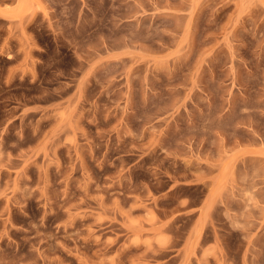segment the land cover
<instances>
[{
	"label": "rangeland",
	"instance_id": "374dc122",
	"mask_svg": "<svg viewBox=\"0 0 264 264\" xmlns=\"http://www.w3.org/2000/svg\"><path fill=\"white\" fill-rule=\"evenodd\" d=\"M0 264H264V0H0Z\"/></svg>",
	"mask_w": 264,
	"mask_h": 264
}]
</instances>
